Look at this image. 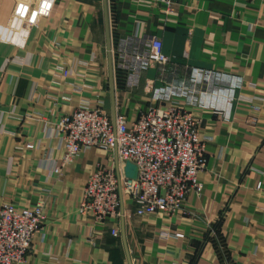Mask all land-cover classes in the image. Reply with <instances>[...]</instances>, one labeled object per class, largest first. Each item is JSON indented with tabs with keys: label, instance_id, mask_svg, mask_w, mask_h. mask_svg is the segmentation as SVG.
<instances>
[{
	"label": "crops",
	"instance_id": "obj_1",
	"mask_svg": "<svg viewBox=\"0 0 264 264\" xmlns=\"http://www.w3.org/2000/svg\"><path fill=\"white\" fill-rule=\"evenodd\" d=\"M37 1L0 0V202L44 203L24 264H264V0H172V9L162 0H50L46 17ZM146 35L161 38L181 75L211 69L242 86L219 84L229 89L194 113L206 138L203 190L182 211L141 217L127 202L97 222L81 213L83 188L119 160L86 148L59 176L56 125L82 104L129 123L166 107L152 98L170 80L157 63L115 69L112 53L148 49Z\"/></svg>",
	"mask_w": 264,
	"mask_h": 264
},
{
	"label": "built area",
	"instance_id": "obj_2",
	"mask_svg": "<svg viewBox=\"0 0 264 264\" xmlns=\"http://www.w3.org/2000/svg\"><path fill=\"white\" fill-rule=\"evenodd\" d=\"M162 1L167 9L173 8L172 0ZM144 41L148 49H125L119 55H133L145 68L157 63L162 77L170 80L164 79V84L152 91V98L166 107H150L129 123L123 113L112 120L100 105L82 104L56 125L65 145L64 159L54 167L59 176L86 148H101L119 160L114 166L96 169L83 188L81 213L97 222L121 215V207L127 202L141 217L156 213L173 216L182 211L189 193L203 190L200 172L206 165V138L194 113L204 106V97L210 100L215 93L229 89L219 84L233 81L238 88L242 86L241 78L211 69L192 68L188 76L181 75L165 53L161 38L146 35ZM213 87L216 90L211 91ZM227 93L233 101L235 87ZM127 163L136 168L134 177L127 175ZM44 217L42 201L33 207L0 202V264L25 263ZM117 233L114 229L113 234ZM160 235L168 238L171 233L162 229ZM176 236L184 237L181 233Z\"/></svg>",
	"mask_w": 264,
	"mask_h": 264
},
{
	"label": "rangeland",
	"instance_id": "obj_3",
	"mask_svg": "<svg viewBox=\"0 0 264 264\" xmlns=\"http://www.w3.org/2000/svg\"><path fill=\"white\" fill-rule=\"evenodd\" d=\"M41 3H44V12H42V17H46V14L48 13L47 11H48V8H49V6H50V0H40V1H37V5H38V7L40 8V5H41ZM40 10V9H39ZM39 10L37 11V17H38V13H39ZM30 14V13H29ZM45 15V16H44ZM134 51H136V50H134ZM112 57H113V60H114V64L116 65V67L118 66V67H120V69H122V68H124V67H129L130 65L133 67V68H135V64H137V62L134 60V58H133V55L132 56H123V55H119V53L118 52H116V51H114V53H112ZM172 60V59H171ZM172 62H173V60H172ZM174 63V62H173ZM176 63V62H175ZM174 63V64H175ZM176 65H177V67H178V69H179V71H178V73L179 74H181L180 72H182V69L179 67V65L176 63ZM141 66V65H140ZM115 68L116 70H118L119 68ZM150 67V66H149ZM137 69V68H136ZM202 69H204V68H202ZM124 70V69H123ZM210 70V69H209ZM186 71H190V69H188V70H186V69H184V73L186 72ZM219 72H222V71H219ZM222 73H225V72H222ZM226 74H228V73H226ZM218 86H220V85H218ZM213 90H216V88L215 87H213V88H211V91H213ZM207 91L209 92L210 91V88L209 89H207ZM202 100H203V98H202ZM129 164L127 163L126 164V166H128ZM43 221H44V219H43ZM43 223L44 222H42V226H43Z\"/></svg>",
	"mask_w": 264,
	"mask_h": 264
},
{
	"label": "water",
	"instance_id": "obj_4",
	"mask_svg": "<svg viewBox=\"0 0 264 264\" xmlns=\"http://www.w3.org/2000/svg\"><path fill=\"white\" fill-rule=\"evenodd\" d=\"M129 165L126 167V173L130 177H134L136 175V168L128 163Z\"/></svg>",
	"mask_w": 264,
	"mask_h": 264
}]
</instances>
